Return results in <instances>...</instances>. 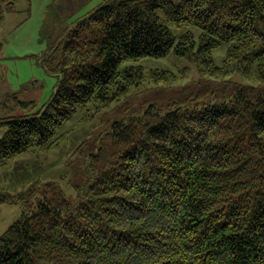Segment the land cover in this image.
I'll return each mask as SVG.
<instances>
[{
  "label": "trees",
  "instance_id": "trees-1",
  "mask_svg": "<svg viewBox=\"0 0 264 264\" xmlns=\"http://www.w3.org/2000/svg\"><path fill=\"white\" fill-rule=\"evenodd\" d=\"M15 0H0V19ZM175 26L173 33L160 18ZM264 0H104L41 57L57 76L34 112L0 118V163L53 144L77 107L125 98L129 115L84 140L70 179L73 206L57 181L35 180L0 204L20 216L0 235V264H264ZM228 44L224 66L212 50ZM173 53L212 79L171 88L135 110L144 83L185 74L128 59ZM231 71L259 84L224 80ZM78 175V176H77ZM33 199H35L33 201Z\"/></svg>",
  "mask_w": 264,
  "mask_h": 264
},
{
  "label": "rangeland",
  "instance_id": "rangeland-1",
  "mask_svg": "<svg viewBox=\"0 0 264 264\" xmlns=\"http://www.w3.org/2000/svg\"><path fill=\"white\" fill-rule=\"evenodd\" d=\"M104 0H15V10L5 12L0 19V118L20 116L34 112L52 94L57 76L47 71L41 57L58 37L78 18L84 16ZM162 21L179 34L186 27L168 22L159 10ZM257 29L264 26L260 20ZM228 44L211 52L214 62L224 66ZM142 65L145 69H165L185 74L175 81L155 84L146 82L130 89L126 98L135 110L147 103L161 102L169 97L171 88L191 81L212 79L201 73L197 66L185 58L169 53L164 57H140L124 61L119 68ZM224 80L243 85L259 84L254 74L246 78L236 71L229 72ZM125 98L102 104L93 99L79 105L76 112L59 126L53 144H45L33 151H24L0 163V191L16 193L25 190L35 180L57 181L75 206L79 197L70 179L77 180L75 169L83 166L85 153L79 146L84 140L97 137L110 130L115 120L129 115L124 110ZM6 128L0 125V137ZM78 176V175H77ZM35 199H33L34 201ZM18 203L0 204V235L21 214Z\"/></svg>",
  "mask_w": 264,
  "mask_h": 264
}]
</instances>
